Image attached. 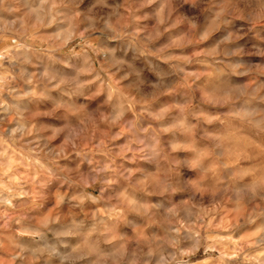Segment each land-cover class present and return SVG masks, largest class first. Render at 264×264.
Returning <instances> with one entry per match:
<instances>
[{
  "label": "clouds",
  "instance_id": "9594fccd",
  "mask_svg": "<svg viewBox=\"0 0 264 264\" xmlns=\"http://www.w3.org/2000/svg\"><path fill=\"white\" fill-rule=\"evenodd\" d=\"M0 264H264V0H0Z\"/></svg>",
  "mask_w": 264,
  "mask_h": 264
}]
</instances>
